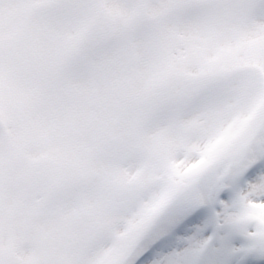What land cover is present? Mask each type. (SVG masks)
Returning <instances> with one entry per match:
<instances>
[{
	"label": "snow or ice",
	"instance_id": "6c2138e0",
	"mask_svg": "<svg viewBox=\"0 0 264 264\" xmlns=\"http://www.w3.org/2000/svg\"><path fill=\"white\" fill-rule=\"evenodd\" d=\"M0 264H264V0H0Z\"/></svg>",
	"mask_w": 264,
	"mask_h": 264
}]
</instances>
